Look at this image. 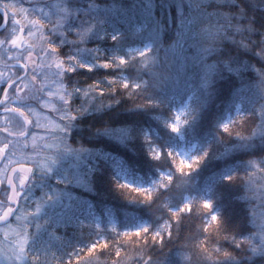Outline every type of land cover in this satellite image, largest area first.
I'll use <instances>...</instances> for the list:
<instances>
[{
  "label": "trees",
  "instance_id": "1",
  "mask_svg": "<svg viewBox=\"0 0 264 264\" xmlns=\"http://www.w3.org/2000/svg\"><path fill=\"white\" fill-rule=\"evenodd\" d=\"M60 1L57 49L76 69L64 77L78 106L72 153L42 177L24 264H214L217 247L231 254L222 264H264L238 246L264 224V0ZM146 46L148 59L131 58ZM183 107L184 139L171 128ZM190 147L202 162L181 173ZM165 223L170 238L139 246L135 231Z\"/></svg>",
  "mask_w": 264,
  "mask_h": 264
},
{
  "label": "rangeland",
  "instance_id": "2",
  "mask_svg": "<svg viewBox=\"0 0 264 264\" xmlns=\"http://www.w3.org/2000/svg\"><path fill=\"white\" fill-rule=\"evenodd\" d=\"M3 1H5L4 5H9L7 9L11 14V19L13 20L14 18L15 20H19L20 24L24 27L23 43L21 44L22 50H16L12 54L14 58H12L11 61L17 62V60L22 59V62H25L28 65L27 68H29L32 74L35 69L36 73H41L42 78L41 81H32V79H30L31 81L29 84H31V88L25 94L26 97H29L33 87L39 89V92L33 98L28 99V103L38 104L40 110L38 107H35L36 109L34 107H24L26 109H31V111L26 110V114L31 116L32 124L30 125V128H32L33 133L30 145L31 148L36 149V151H32L34 155L33 161L36 160L34 167L39 174L35 179L31 180L28 208H24L16 220L7 229L0 230V264H24L26 252L22 260L15 258V254L18 252V246L25 240V238L29 241L28 229L29 224L31 223L30 221L36 219L43 208L41 205L44 201L42 197H39V194L41 193H39L40 190H38L41 189L39 187L40 184L42 185L41 179L42 177H44V179L50 178L56 169H58V166L68 159V156L65 155H71L72 153L68 141H70L69 137L71 131L75 127V119L70 122L67 121V118L63 120L61 119V117L64 116V110L68 108V104L61 101L60 97L67 93L71 98L70 111L73 115L78 106L75 100V98H77L76 93L68 90V86L64 80L67 73L64 74L62 78L63 83L61 84L60 77L55 74L57 72H62V69H57L55 65H52V67L38 66L40 64L47 65L48 63H51V61L44 56L43 52H41L42 48L45 51H50L47 47V41L43 38L44 35H47L51 31V43L56 48L65 43L62 31L63 27L67 24V20L62 16V12L54 9L52 4H50V0ZM57 1L59 2L60 0ZM12 20L11 28H19L20 26L14 25ZM34 20H40L46 25V27L41 28L38 31L33 28L35 34L29 38L28 31L29 28L32 27L31 22ZM18 33L19 31L16 32V35H18ZM30 45L32 52L31 60H29L26 55ZM149 49L150 46L135 48L132 50L131 58H139L141 52ZM149 53L146 54L145 59H148ZM53 58L58 61H63L65 67L69 65V62L65 63V58L61 57L58 52L54 54ZM70 66L74 67V64L71 63ZM39 82L41 83L38 84ZM25 83L28 84L27 81H25ZM49 92L52 93L51 96L48 95ZM186 111L187 107L179 109L176 114V117H179V120L177 121L175 119V123L180 127L179 132L183 139V116L186 114ZM192 153V147L184 149L181 152L186 160L193 159ZM155 183L156 182H152L151 185ZM44 186L45 185H43V187ZM99 225H101V222Z\"/></svg>",
  "mask_w": 264,
  "mask_h": 264
},
{
  "label": "snow or ice",
  "instance_id": "3",
  "mask_svg": "<svg viewBox=\"0 0 264 264\" xmlns=\"http://www.w3.org/2000/svg\"><path fill=\"white\" fill-rule=\"evenodd\" d=\"M4 7L7 8V7H9V5H4ZM12 23L14 25H19L20 27L19 28L13 27L12 30H11V34L9 36H7L4 39H0V49H3L4 46L8 43L9 40H10L11 46H13V47H18L19 45H21L23 43L22 36L15 35V33L17 31H19L20 33H23V31H24L23 25L20 24L19 20H15L14 18L12 20ZM31 24H32V27H30L29 31H28L29 38H31L35 34L34 31H33V28H35L38 31L39 29L46 27V25L44 23H42L40 20H34V21L31 22ZM43 38L47 41V47H48V49H50V51H45L42 48L41 52H43L44 56L47 57L48 60L51 61V63H48L47 65L40 64L38 66L39 67H45V66L52 67V65H55V67L57 69H62L63 70L62 72H57L55 74L56 76L60 77L61 84H62L63 83L62 82V78H63L64 74H66L68 72H71V73L75 72L76 69L74 67L70 66V64L67 67H65L63 61H58V60L53 58L54 54L56 52H58L59 50L56 47H54L52 45V43H51V31L47 35H44ZM150 51L151 50L149 49L147 51L141 52L139 54V57L141 58V60H144L145 57H146V54H148ZM26 55H27L28 59L31 60V58H32L31 45H30L29 50L26 53ZM8 58L12 59L13 57L9 56ZM118 63L120 65H125V64L128 63V61L126 59L121 58V59H119ZM103 66L105 68L112 67V65L108 64V63H105ZM13 67L15 68L16 65H13ZM22 67L24 69H27L28 65L24 64V65H22ZM81 67H83V65H81ZM89 71H91V68H89ZM26 77H27V72H25L24 76H20L18 74L10 76L8 78V81H10V82L3 81V83L7 84V90H3V97L4 98L0 99V106H3V111L5 113H13V114H16L18 116V122H17L18 128H19L18 136H20V137H25V136H27L29 134L27 129L25 128V125H31L32 124V121L29 120L27 118V115H26V110L27 111H31V109L24 108L22 106V104L20 103L21 101L24 100V96L22 94V89H27L28 88V84L25 83ZM36 78L37 77L35 75V69H34L33 70V76H32L31 79H32V81H35ZM111 83L113 85L117 84L116 81H111ZM121 86L125 90H138L139 89V85H131L128 81L120 82V84L117 87H121ZM93 87L97 88L98 86L94 85ZM8 90L12 91L11 95H10ZM38 92H39V89L33 87L32 92H31V94L29 95L28 98H33ZM48 95L51 96L52 93L49 92ZM100 95L103 96L104 92L101 91ZM60 99H61V101H64L66 104H68V108L64 110V116H62L61 119L63 120L65 118H67V121L70 122L71 120L75 119V116L70 111L71 98L68 96L67 93H65V95H62L60 97ZM13 105H16V106L13 107ZM176 120L178 121L179 117H176ZM186 122L187 121H185V123ZM223 127H224V131L227 132L228 131V125L225 124V125H223ZM171 128H172L173 132H179L180 131V127H178V124L175 123V122L171 125ZM4 131H7V128H5ZM10 135H11V133H10ZM11 143H12L13 147H15V141H12ZM8 148H9V144L5 143L4 147L0 148V152H4ZM154 155H155L156 159L160 158L159 153L155 152ZM168 155L171 157L172 153H169ZM193 161H194L195 165H199L202 162V157H197V158H195L193 160H188L187 162L185 160H183V159L180 160L179 161L178 170L181 173L184 172L185 168L191 170L194 167ZM13 171L14 172H22V171H24V169L23 168L19 169V170L13 169ZM27 171L31 172L32 169H27ZM17 179L19 180L20 189H22L24 184H25V182L28 179V176L27 175H20V176H17ZM172 179H173L172 176H167V182L168 183H171ZM228 179H229V181H231L232 177H228ZM0 183H3V181H0ZM8 185L10 187L13 186V180L12 179L8 180ZM13 190L15 191V188H13ZM137 191H143L145 193H148V192H151V189H137ZM147 198L151 199V196H148ZM203 206H204V208H211V204L208 203V202H205ZM183 210L184 211H189V212L192 211L190 205L186 206ZM12 212H13V208L12 207H8L7 208V212L4 213L3 217H0V218H6L8 216V214H10ZM211 220L212 221H217L218 217L213 215V216H211ZM177 223H179V220H177ZM217 231L221 235L223 241L229 239V237H227V236H225V235H223L221 233L220 229H218ZM164 233H167L169 238L172 236V224L171 223H165L163 225L162 232L158 231V232H155V233H152L151 235H149V230L147 228H144L142 230L135 231V236L141 237V241H140V245L139 246L141 248H146V246L149 243H157V241H159V243H163V241H164ZM127 235H128V233H125V236H127ZM246 242H247V246H248V248L250 250L255 251V250L259 249V251L264 252V224L260 225V231L257 233V237L256 238L249 237L247 241H241L238 244V246L239 247H243V246L246 245ZM28 243H29V241H28L27 238H25V240L20 243V245L18 246V252L15 254V258H19L20 260L23 259V256H24L25 252L27 251ZM97 246H98L97 244H93L91 247H89L86 250L88 252L89 256L91 255L92 252L96 251ZM102 247L106 249V248L109 247V245L107 244V242H105ZM215 253H216V255L220 256L221 259H219L217 261H214V264H222V262L227 257H229L231 255L230 253L223 251V249L221 247H217L215 249ZM114 255L117 258L120 257L121 252H120L119 248H117V250L115 251ZM75 257H76L75 264H81L80 259H79L80 255H77ZM68 264H73V261L69 260ZM144 264H148V261L145 260Z\"/></svg>",
  "mask_w": 264,
  "mask_h": 264
},
{
  "label": "flooded vegetation",
  "instance_id": "4",
  "mask_svg": "<svg viewBox=\"0 0 264 264\" xmlns=\"http://www.w3.org/2000/svg\"><path fill=\"white\" fill-rule=\"evenodd\" d=\"M4 4L5 1L0 0V8L4 10V12L0 10V28L3 27L6 20L4 28L0 30V39H4L9 36L12 30L11 14L9 13L8 9L4 7ZM18 35L22 36L23 40L24 33L19 32ZM9 42L10 40L3 49H0V99L4 98L3 90H7V84L3 83V81H8V78L10 76L16 74L24 76L25 72H27L25 81H27L28 84L30 83V79L33 76L29 68L24 69L22 67V65L26 64L25 62H22V59L17 60V62L15 61V63L11 61L12 59L8 58L9 56L14 58L12 54L16 50H22L21 45H19L18 47H13ZM13 65H16V67L14 68ZM35 75L37 77L36 80L41 81V73L38 74L35 72ZM40 83L41 82H39L38 84ZM30 88L31 84L28 85L27 89H22L24 100L20 103L23 107H38V109L40 110L38 104L28 103L29 98L26 97L25 94L29 91ZM8 91L11 95L12 91ZM15 106L16 105H13V107ZM26 115L27 118L31 120V116L28 114ZM17 122L18 116L16 114L5 113L3 111V106H0V148H3L5 143L9 144V148L7 150H5L4 152H0V181H3V183H0V217H3L4 213L7 212L8 207L13 208V212L8 214L6 218H0V230L7 229L16 220L22 210L24 208H28V203L30 200L29 194L31 180L35 179V177H37L39 174L34 167V165L36 164V160L33 161L34 155L32 151H36V149L31 148L30 145L33 130L32 128H30V125H25V128L27 129L29 134L25 137H20L18 136L19 128ZM5 128H7V131H4ZM12 141H15V147H13L11 143ZM22 168L24 169V171L22 172L13 171V169L19 170ZM27 169H32V171L28 172ZM20 175L28 176V179L22 189H20L19 180L17 179V176ZM9 179L13 180L12 187L8 185ZM42 181L43 178L41 179L42 185L40 184V188H43ZM13 188H15V191L13 190Z\"/></svg>",
  "mask_w": 264,
  "mask_h": 264
},
{
  "label": "water",
  "instance_id": "5",
  "mask_svg": "<svg viewBox=\"0 0 264 264\" xmlns=\"http://www.w3.org/2000/svg\"><path fill=\"white\" fill-rule=\"evenodd\" d=\"M0 10L4 12V10H2L1 8H0ZM5 24H6V20H5ZM4 25H3V27L0 28V30H2L4 28Z\"/></svg>",
  "mask_w": 264,
  "mask_h": 264
}]
</instances>
